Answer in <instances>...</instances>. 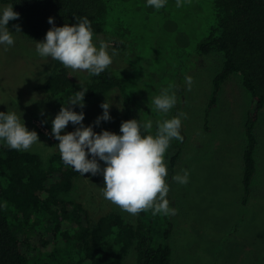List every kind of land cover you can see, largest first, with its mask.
I'll return each instance as SVG.
<instances>
[{
    "label": "trees",
    "instance_id": "1",
    "mask_svg": "<svg viewBox=\"0 0 264 264\" xmlns=\"http://www.w3.org/2000/svg\"><path fill=\"white\" fill-rule=\"evenodd\" d=\"M175 1L167 0L164 8L156 10L146 0H0V14L2 3L12 5L32 38H45L52 27L49 17L55 18L56 26H63L77 23V16H87L92 22L93 37L103 34L111 42L110 49H117L116 57L122 61L112 62L99 76H90L88 72L80 76L54 60L38 87L54 96H63L65 105L80 87L88 89L85 105L97 93H115L121 100L122 122L151 120L150 131L154 135L157 121L184 112L185 76L192 72V67L187 68L186 62H182L179 73L173 75L171 85L177 102L167 114L153 111L152 100L168 86L164 81L170 79L168 68L174 61H167L162 71L154 72L151 81L135 79V73L126 70L133 67L134 71L141 63L133 27L141 14H147L148 20L155 15H166L167 23L173 22L182 29L177 40L185 46L189 44L188 34L180 24L184 15L176 9ZM208 7L211 23L198 38L197 55L217 53L222 56V65L213 77L207 113L216 106L223 84L233 75L240 76L255 101L246 121L243 151L242 202L246 204L257 174L256 151L260 140L256 126L264 107V0H208ZM167 55L161 51L159 62L164 64ZM79 109L76 105L75 111ZM183 121L180 129L183 142L171 140L164 156L168 186L186 144ZM142 134L148 133L142 129ZM78 174L64 164L61 153L53 154L44 168L38 153L11 149L0 139V264H122L131 247L135 248L136 264H172V215L153 216L152 210H147L132 221L109 207L94 213L83 200L61 196L72 190ZM166 199L173 208L170 192ZM5 204L11 208L12 218ZM159 220L166 226L161 235L155 232Z\"/></svg>",
    "mask_w": 264,
    "mask_h": 264
},
{
    "label": "rangeland",
    "instance_id": "2",
    "mask_svg": "<svg viewBox=\"0 0 264 264\" xmlns=\"http://www.w3.org/2000/svg\"><path fill=\"white\" fill-rule=\"evenodd\" d=\"M173 4L176 5V1ZM182 4L176 9L183 12L184 20L180 24L188 34L189 44L185 46L177 40L182 29L173 22L167 23L166 15H155L148 20L147 14H141L133 26L141 63L134 71L133 67L126 70L129 74L134 72L135 79L151 81L154 72L162 71L167 61H174L168 68L170 79L164 81L169 86L182 62H186L187 68L192 67L187 76H192L194 83L191 91H186L184 107L188 115L183 121L186 144L173 174L182 175V170L187 169L190 179L187 185L171 179L169 185L173 207L178 209L171 218L172 264H264V107L259 112L256 126L260 140L256 151L257 174L250 198L244 204L245 129L255 101L240 76L233 75L223 84L216 106L207 113L213 77L222 65V56L217 53L197 55L198 38L206 33L211 23L208 0H182ZM7 6L2 3V10ZM17 24L22 32H15ZM8 27L13 31L15 43L13 46L0 44V111L15 112L29 131L37 132L40 141L26 151L38 153L43 167L47 168L51 156L60 153L59 141L50 133L52 120L65 106V100L63 96L46 93L38 84L45 80L54 60L36 52L37 41H43L44 37H30L20 19L10 21ZM100 40L111 45L103 34L93 37L97 47ZM108 51L111 55L110 47ZM161 51L168 53L164 64L159 62ZM120 61L122 59L113 57V63ZM76 71L80 76L87 74L85 70ZM106 100L111 104L112 119L94 125L96 118L103 114L100 105ZM80 111L85 113L83 124L93 125L95 132L109 130L121 134L122 105L115 93H97L77 112ZM76 127L69 122L62 134L75 131ZM100 163L105 166L103 161ZM103 188L102 174L82 176L79 173L72 190L61 196L83 200L94 213L109 207L135 221L137 214L123 211L105 199ZM5 207L12 218L11 208L8 204ZM165 228L164 221L159 220L155 226L156 234L161 235ZM122 264H136L134 247L129 249Z\"/></svg>",
    "mask_w": 264,
    "mask_h": 264
},
{
    "label": "clouds",
    "instance_id": "3",
    "mask_svg": "<svg viewBox=\"0 0 264 264\" xmlns=\"http://www.w3.org/2000/svg\"><path fill=\"white\" fill-rule=\"evenodd\" d=\"M167 0H147V5L160 10L166 6ZM182 0H176V7H182ZM20 14L12 5L3 8L0 14V44L13 46L15 39L13 31L8 25L10 21L19 19ZM77 23L56 26L55 18L49 17L48 23L52 27L46 33L43 41H37L36 52L41 57H51L59 61L64 67L73 71L85 70L90 76H99L113 62L118 55L115 48L108 51V45L99 41V47L93 42L92 22L87 17H76ZM15 32H22L20 25H15ZM187 90L191 91L194 80L192 76H185ZM174 86L161 90L152 100L155 108L167 114L177 102ZM87 88H81L68 97L67 105L63 106L55 119L52 120V135L59 141L58 148L65 165L84 176L102 174L104 177L103 195L105 199L120 207L121 210L136 215L140 212L152 210V215H176L178 209L169 207L166 199L169 186L166 182L168 169L164 156L170 141L175 139L181 143L184 137L180 129L182 119H187L186 112H179L176 116L157 121V130L153 135V122L131 119L121 123L120 133L109 130L95 132L94 126L83 124L85 113L75 111V106L85 107V93ZM103 114L96 118L94 125L101 121L112 119L109 109L111 104L106 100L101 103ZM43 115V112L41 113ZM69 122L77 125L75 131L62 134ZM148 133L146 135L142 134ZM0 139L6 146L15 150H29L39 140L35 130L29 131L25 122L15 112L0 111ZM89 154L91 159H89ZM103 161L105 166H101ZM183 174H176L173 181L180 185H187L190 172L182 170Z\"/></svg>",
    "mask_w": 264,
    "mask_h": 264
}]
</instances>
